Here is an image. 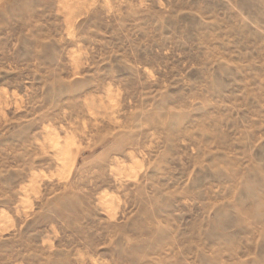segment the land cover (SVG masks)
I'll return each instance as SVG.
<instances>
[{
  "label": "rangeland",
  "instance_id": "obj_1",
  "mask_svg": "<svg viewBox=\"0 0 264 264\" xmlns=\"http://www.w3.org/2000/svg\"><path fill=\"white\" fill-rule=\"evenodd\" d=\"M0 264H264V0H0Z\"/></svg>",
  "mask_w": 264,
  "mask_h": 264
},
{
  "label": "bare ground",
  "instance_id": "obj_2",
  "mask_svg": "<svg viewBox=\"0 0 264 264\" xmlns=\"http://www.w3.org/2000/svg\"><path fill=\"white\" fill-rule=\"evenodd\" d=\"M148 125V124H147ZM186 128V127H185ZM224 168V167H223ZM128 258V257H127Z\"/></svg>",
  "mask_w": 264,
  "mask_h": 264
}]
</instances>
